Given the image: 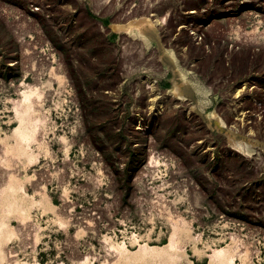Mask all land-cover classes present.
<instances>
[{
    "label": "rangeland",
    "instance_id": "rangeland-1",
    "mask_svg": "<svg viewBox=\"0 0 264 264\" xmlns=\"http://www.w3.org/2000/svg\"><path fill=\"white\" fill-rule=\"evenodd\" d=\"M262 143L264 0H0V264H264Z\"/></svg>",
    "mask_w": 264,
    "mask_h": 264
},
{
    "label": "bare ground",
    "instance_id": "bare-ground-1",
    "mask_svg": "<svg viewBox=\"0 0 264 264\" xmlns=\"http://www.w3.org/2000/svg\"><path fill=\"white\" fill-rule=\"evenodd\" d=\"M159 22H158V19H152L150 16H141V17H138V18H133V19H129L126 23H123V24H117V29L115 30H118V29H121V30H128L130 28H133V27H138V28H152L154 27L155 25H157ZM115 25V24H114ZM116 27V26H114ZM150 30V29H149ZM131 36V35H130ZM137 36V34H136ZM176 87V86H175ZM179 88V86H178ZM179 91V90H178ZM31 94V91L30 92H25L24 93V97H23V100L20 101V103H18L17 105V111L19 113V117H20V126L19 128L17 129V135H18V138L20 140V142H24L26 144H29V142L33 139H35V133H36V130H37V127L39 125V121L38 120H33V119H30L29 118V114H30V110L32 108V98L30 96ZM180 94V93H179ZM36 107V106H34ZM219 124L221 125H224V122L222 121V119L219 118ZM235 132V131H234ZM7 135V134H6ZM236 137V136H235ZM235 137H231V141L234 145L238 146L239 148L243 149L245 152L247 151V142L245 140H241V139H236ZM64 138V137H63ZM66 139V138H65ZM63 140V139H62ZM230 140V139H229ZM250 142V141H249ZM10 143V142H9ZM264 144V143H262ZM252 145V144H251ZM14 146V145H13ZM49 147V146H48ZM264 147V146H263ZM49 151V150H48ZM22 159V158H21ZM21 161V160H20ZM2 168V167H1ZM5 171V170H4ZM7 172V171H6ZM3 175V174H2ZM3 178V177H2ZM17 178V177H16ZM39 185V184H38ZM37 185V186H38ZM24 187V185H23ZM24 189V188H23ZM46 189V188H45ZM48 193H46L45 195H47ZM48 197V196H47ZM25 199V198H24ZM50 200V199H49ZM48 201V200H47ZM183 219V218H182ZM25 220V219H24ZM177 220V219H176ZM175 221V220H174ZM183 221V220H182ZM177 222V221H176ZM178 223V222H177ZM180 224H183V223H180ZM178 225V224H177ZM184 225V224H183ZM182 227V226H181ZM183 228V227H182ZM178 229V228H177ZM181 229V228H180ZM181 232V231H180ZM177 234H178V231H177ZM179 235V234H178ZM178 239V237H177ZM116 244H118L116 242ZM122 244V243H121ZM115 245V244H114ZM148 245V244H147ZM115 246H118V245H115ZM120 247V246H119ZM166 247V246H165ZM231 247V246H230ZM158 248V247H157ZM152 249V247H151ZM154 249V248H153ZM163 249V247H162ZM215 249V248H214ZM120 250V249H119ZM147 250V248H146ZM159 250V249H158ZM215 251V250H214ZM160 253V252H159ZM217 253L218 254H222L223 253V250H217ZM242 253V252H241ZM235 255V254H234ZM162 256H163V253H162ZM212 258V257H211ZM213 259V258H212Z\"/></svg>",
    "mask_w": 264,
    "mask_h": 264
}]
</instances>
